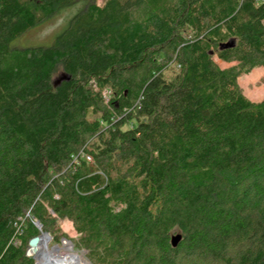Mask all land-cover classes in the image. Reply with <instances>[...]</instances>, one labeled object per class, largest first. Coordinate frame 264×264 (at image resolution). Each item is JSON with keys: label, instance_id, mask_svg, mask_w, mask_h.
Masks as SVG:
<instances>
[{"label": "trees", "instance_id": "obj_1", "mask_svg": "<svg viewBox=\"0 0 264 264\" xmlns=\"http://www.w3.org/2000/svg\"><path fill=\"white\" fill-rule=\"evenodd\" d=\"M77 3L50 46L11 47ZM257 67L264 0H0V264H34L57 219L94 264H264Z\"/></svg>", "mask_w": 264, "mask_h": 264}, {"label": "rangeland", "instance_id": "obj_2", "mask_svg": "<svg viewBox=\"0 0 264 264\" xmlns=\"http://www.w3.org/2000/svg\"><path fill=\"white\" fill-rule=\"evenodd\" d=\"M105 1L106 0H97L98 5L100 6H103ZM82 6V3H77L73 6L65 8L59 14L53 16L52 18L46 20L37 27L27 31L25 34L18 37L11 43V47L22 49L25 47L34 46H50L55 41L56 37L67 28L70 20L82 9ZM216 61L222 68H228L236 65L235 62L225 63L219 60L218 58H216ZM176 70V67L172 68V70L168 73L169 77L174 76ZM248 77H250V80H248ZM238 83L243 91V94L250 101L261 102L264 100V96L256 97V91L264 89V67H257L253 69L250 73L242 74L238 78ZM105 96L106 99H108V95L106 93ZM88 162L93 164V159ZM66 222L72 224V228L74 230L73 233L65 228ZM35 225L39 230L38 236H42L43 234L49 236L50 249H58L62 247V251H72L73 253H77L81 255L86 261H88L89 264H94L88 259L87 250L80 249L75 246V241H77L79 234L77 233L73 222L69 219H57L56 222H50L47 230L42 228L40 222H35ZM29 240L30 239H27L25 243L27 249L29 248ZM16 244H20V242L18 241L16 242ZM30 257L34 264H39L35 255L32 254Z\"/></svg>", "mask_w": 264, "mask_h": 264}, {"label": "bare ground", "instance_id": "obj_3", "mask_svg": "<svg viewBox=\"0 0 264 264\" xmlns=\"http://www.w3.org/2000/svg\"><path fill=\"white\" fill-rule=\"evenodd\" d=\"M256 97L264 96V89L257 90ZM65 228L70 232H74L72 224L66 222ZM39 264H89L81 255L72 251H62V247L58 249H50L49 236L43 234L40 237V242L35 253Z\"/></svg>", "mask_w": 264, "mask_h": 264}, {"label": "water", "instance_id": "obj_4", "mask_svg": "<svg viewBox=\"0 0 264 264\" xmlns=\"http://www.w3.org/2000/svg\"><path fill=\"white\" fill-rule=\"evenodd\" d=\"M233 46H234V42L231 41V42H228L226 44H223L221 47L222 48H229V47H233ZM39 226H41V225H39ZM40 237L41 236H37V237H34L33 239L30 240V242H29V249L27 251V255L28 256H31L32 253H35L36 252L37 246H38V244L40 242ZM181 239H182V236L181 235H174L172 237V239H171L172 246L174 248H176L178 246V244L180 243Z\"/></svg>", "mask_w": 264, "mask_h": 264}, {"label": "built area", "instance_id": "obj_5", "mask_svg": "<svg viewBox=\"0 0 264 264\" xmlns=\"http://www.w3.org/2000/svg\"><path fill=\"white\" fill-rule=\"evenodd\" d=\"M86 159H87V161H91V160H92V158H91V157H87Z\"/></svg>", "mask_w": 264, "mask_h": 264}, {"label": "crops", "instance_id": "obj_6", "mask_svg": "<svg viewBox=\"0 0 264 264\" xmlns=\"http://www.w3.org/2000/svg\"><path fill=\"white\" fill-rule=\"evenodd\" d=\"M248 80H250V77H248Z\"/></svg>", "mask_w": 264, "mask_h": 264}]
</instances>
